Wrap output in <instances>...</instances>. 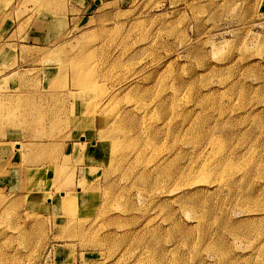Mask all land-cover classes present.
Instances as JSON below:
<instances>
[{
  "label": "rangeland",
  "instance_id": "rangeland-1",
  "mask_svg": "<svg viewBox=\"0 0 264 264\" xmlns=\"http://www.w3.org/2000/svg\"><path fill=\"white\" fill-rule=\"evenodd\" d=\"M0 264H264V0H0Z\"/></svg>",
  "mask_w": 264,
  "mask_h": 264
},
{
  "label": "bare ground",
  "instance_id": "bare-ground-1",
  "mask_svg": "<svg viewBox=\"0 0 264 264\" xmlns=\"http://www.w3.org/2000/svg\"><path fill=\"white\" fill-rule=\"evenodd\" d=\"M77 73V72H76ZM77 75V74H76Z\"/></svg>",
  "mask_w": 264,
  "mask_h": 264
}]
</instances>
